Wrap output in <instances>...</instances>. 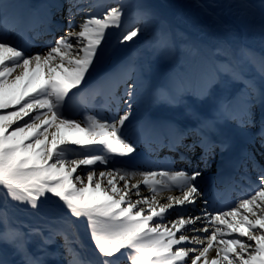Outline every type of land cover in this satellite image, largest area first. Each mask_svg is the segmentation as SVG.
<instances>
[{
  "label": "snow or ice",
  "instance_id": "6c2138e0",
  "mask_svg": "<svg viewBox=\"0 0 264 264\" xmlns=\"http://www.w3.org/2000/svg\"><path fill=\"white\" fill-rule=\"evenodd\" d=\"M197 6L213 15L209 5L198 0ZM235 6L238 19L257 7L251 0H238ZM7 7L0 0V264H120L121 258L127 264H264V167L257 170L253 164L256 181L234 191L236 200L203 199L198 208L204 193L198 184L203 173L196 167L168 165L158 171L150 166L141 170L139 163L111 166L115 157L136 151L125 128L138 69L129 62L85 82L103 59L110 29L119 30V45L151 31L157 44L167 47L156 13L130 0L103 5L98 0H64L58 8L49 4L37 9L36 18L25 23L4 14ZM258 7L264 33V0ZM54 9L65 13L67 28L61 36L55 35L63 25L53 20ZM44 36L51 37L46 50L32 53V41ZM229 48L215 49L224 57L222 66L205 74L194 91L179 85L153 90L157 103L182 107L194 125L148 119L140 125L144 138H159L163 129L167 143L189 151L199 147L203 160L217 148L221 153L229 149L233 138L226 129L234 126L242 133L256 129L264 148V52L241 45L236 49L239 58L229 59ZM244 65H251L259 80L246 76ZM234 84L242 87L233 93L228 89ZM84 91L92 100L103 97L104 104L100 112L85 105L83 119L77 120L67 106ZM187 96L201 102L214 98L211 114L185 104ZM142 185L148 195L142 194ZM173 190L180 195L162 197ZM50 197L64 214L44 222L42 205ZM10 204L37 223L13 220ZM81 219L90 250L77 223Z\"/></svg>",
  "mask_w": 264,
  "mask_h": 264
},
{
  "label": "rangeland",
  "instance_id": "374dc122",
  "mask_svg": "<svg viewBox=\"0 0 264 264\" xmlns=\"http://www.w3.org/2000/svg\"><path fill=\"white\" fill-rule=\"evenodd\" d=\"M26 2L28 3V1ZM130 2L151 8L156 13V27L165 33L162 39L167 42V47L157 44L151 31L141 34L134 42L119 45L116 43L119 30L111 29V43L103 46L106 50L103 59L90 71L85 85L94 79L96 80L102 73L115 70L121 64L134 62L139 76L135 90H141L146 94L148 89L171 84L173 78L181 74L185 75L197 69L204 72L208 61L211 62L212 69L217 65L220 66L218 62L220 56H217L215 49L220 45L222 38L218 39L216 31V33L211 32V24L217 25L216 23H219L221 25V23H224L227 32L225 37L234 39L237 36L238 40L244 39L242 37L244 33H236L233 24H231V19H229L230 16L227 14L231 8L238 9L235 6L238 0H199L200 3L209 5V11L213 15L205 14L197 6L198 0H185L182 9L176 0H130ZM251 2L257 5L254 9L259 12V0H251ZM4 3L9 6L11 12H14L13 15L19 18H21V12L27 8L24 0H4ZM214 17H218V19ZM126 18H128L127 13ZM247 21L249 22V20ZM141 26H143L142 22ZM228 33L233 36H229ZM252 71H254V68H252ZM83 94L81 92L74 99L77 101ZM135 98L142 101V97L137 96ZM72 106L73 103L68 104L67 112L75 117ZM42 211L45 214L44 222L50 221L54 216L58 217L64 214L63 209L54 197H50L42 205ZM9 213L13 220L27 221L31 224L37 223V218L13 209L11 204L9 205ZM77 223L84 243L90 250L92 244L84 229V222L81 219ZM88 255H91V251L88 252ZM120 264H127V262L125 260L120 261Z\"/></svg>",
  "mask_w": 264,
  "mask_h": 264
},
{
  "label": "bare ground",
  "instance_id": "6f19581e",
  "mask_svg": "<svg viewBox=\"0 0 264 264\" xmlns=\"http://www.w3.org/2000/svg\"><path fill=\"white\" fill-rule=\"evenodd\" d=\"M90 2H91V0H90ZM176 2L178 4H180V8L182 9V7L185 3V0H176ZM33 4L35 5V3H33ZM113 4H115V3H113ZM177 10H179V9H177ZM239 11H240L239 9L234 10L233 8H231L227 14H228V16H230L229 19H231V21H232L231 24H233V27L235 28L236 33L237 34L240 32L244 33V34L241 33L242 37H244V39H242L240 37L241 39L238 40L237 36L234 37V39L225 37L227 32H226L224 23H221V25H219V23H216L217 25L211 24L212 25V28H211L212 31L211 32L216 31L218 33L217 34L219 37L218 39L222 38L221 43H220V45H218V47H226V46L230 45V48L228 49V58H233L234 53L236 52V49H238L241 45H247L249 48L254 49L255 52H258V53L264 52V33L261 32V24H262L261 12L260 11L258 12V10H255V9L254 10L251 9L248 11L247 15L243 16L242 19H238L237 17L239 15ZM6 14H7V12H6ZM247 20H249L250 23ZM205 21H207V20H205ZM66 28H67V25L62 30H59L58 36L63 35L64 30ZM226 28H227V26H226ZM110 32H111V29L109 30L105 44L111 43ZM229 36H233V35L229 34ZM223 37H225V38H223ZM222 45H224V46H222ZM45 50H46V48L39 51V52H42ZM223 59H224L223 56H220L218 58L219 64H221ZM206 65H207L206 69H205L206 72L205 71L203 72L201 70L199 71L197 69V70H192L191 72H189L185 75L181 74V75L173 78V82L171 84H167L165 87H173V86L179 85V86H182V87L188 89L190 92L194 91L198 87L201 78L205 74L213 71V69L211 68V62H209V61L206 62ZM243 69H244L246 76H248V77L252 76V72L249 70L247 65H244ZM254 77L257 80H259L258 77H256V76H254ZM153 90L150 92L151 94H153ZM228 90L234 93V92L239 91L240 87L237 88L235 86V84L229 85ZM119 91H123V87H121V89ZM135 92H136L135 96L143 98L144 94L142 93L141 90H135ZM194 97L195 96H187L185 98L184 103L192 105L194 108L201 111L204 115L211 114L212 111H210V110H213V105L216 102L215 99H209L205 102H201ZM143 99H144L143 103H141V101L137 100L136 98L132 102V115L130 117V121L126 122V128H125V131L128 133V135L130 137H133L134 134H136V133H140L141 132L140 125L142 124V122H144L145 120H148V119H153V120L157 121L158 123L163 124V123L169 121L171 118H173L174 120H179L178 122L180 123L181 126H184V125H182V120H184L185 122L192 120V119L186 117L185 115H183L184 109L182 107L173 108V107L168 106L167 104L157 103L154 99V96H150V95L144 96ZM133 109H135V110H133ZM9 110H11V109H9ZM124 110H125V106L123 104H121L120 114H123ZM93 111H97V109L94 108ZM151 112H153L154 115L160 116L159 119L156 120L154 118H150L149 114ZM256 113H257V116H259V118H257L258 119L257 122L259 123V120H260V109L259 108L256 109ZM192 123L194 124L195 122L193 121ZM236 132H238V131H236ZM162 136L164 138V134H162ZM164 142H166L165 139H164ZM169 145H171V144H169ZM247 145L251 146V143L248 142L245 145V147ZM131 155H134V154H131ZM206 160H207V156L205 157V159H203L201 161V163L204 162L206 166L210 165V164H207ZM182 161H183L184 165L188 164L187 161H185V159H182ZM250 161H251V159L249 160V162ZM211 162H214V161H211ZM201 163H200V165H201ZM216 167H217V165H210V170H214ZM98 170H105V169H103V168H101V166H99ZM81 174H83V173H81ZM211 182H213V180L210 178L209 174H207L204 178L200 177L198 179V184H199L202 192H204L205 187L206 188H207V186L209 187ZM141 192L144 195L149 194L148 191L143 187V185L141 186ZM168 195H180V192L178 190H173L172 192L162 193V197H166ZM133 199H135V197H133ZM199 200L201 201V198L197 199V201H199ZM187 207H191V206H187ZM165 222H167V221H165ZM185 234L191 235L190 232H186ZM212 255L214 256L215 253L213 252Z\"/></svg>",
  "mask_w": 264,
  "mask_h": 264
}]
</instances>
